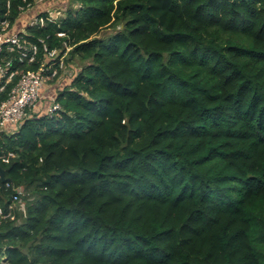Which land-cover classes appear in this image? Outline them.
<instances>
[{
    "label": "trees",
    "instance_id": "1",
    "mask_svg": "<svg viewBox=\"0 0 264 264\" xmlns=\"http://www.w3.org/2000/svg\"><path fill=\"white\" fill-rule=\"evenodd\" d=\"M37 1L0 0L39 50L0 56V104L43 65L77 74L0 132V264H264V0Z\"/></svg>",
    "mask_w": 264,
    "mask_h": 264
},
{
    "label": "built area",
    "instance_id": "2",
    "mask_svg": "<svg viewBox=\"0 0 264 264\" xmlns=\"http://www.w3.org/2000/svg\"><path fill=\"white\" fill-rule=\"evenodd\" d=\"M32 22L30 26L38 23L42 24L44 21L37 19L35 22ZM6 50L8 52H19L21 55L20 62L28 61L29 63L35 62L39 53L38 47L35 46L30 49L24 36L20 33H13L10 28V23L7 20L0 19V56ZM45 52H48L47 48ZM56 55H58L56 51L50 52L48 58L50 61H55L58 57ZM56 65L55 63L43 65L39 71L24 73L21 76L18 83L9 93L8 99L0 104L1 133L8 131H10V133L15 132L22 121L29 117L30 112H35L38 108H41L39 103L44 100V91L48 80L58 75V70L54 69ZM11 68V62H7L6 66L0 63V79L4 81L0 91H3L17 75V72L12 71ZM60 68L64 69L63 63ZM51 70L54 71L51 72ZM60 110V104L52 100L47 112L49 115H52ZM22 195L23 190H20L18 194L14 196V201H19ZM1 213L0 211V214Z\"/></svg>",
    "mask_w": 264,
    "mask_h": 264
},
{
    "label": "rangeland",
    "instance_id": "3",
    "mask_svg": "<svg viewBox=\"0 0 264 264\" xmlns=\"http://www.w3.org/2000/svg\"><path fill=\"white\" fill-rule=\"evenodd\" d=\"M70 8H73V9L79 8L78 2L76 0H38L36 2V4L32 8L29 9V11L33 12V13H37V14L47 13L48 15H50L51 21H58L59 18L66 16L67 11ZM24 17L25 16L20 17V19L15 24V26L12 27L13 31H14V28H16V29L21 28L23 30V32L26 31L28 19L24 18ZM36 20H34L33 22H35ZM23 23H24V25H23ZM112 30L113 29H111L110 31H112ZM56 56H58V55H56ZM62 63L64 66V64H65L64 59L61 60V64ZM66 64L68 65V67L66 69L64 67V72H63L62 76L61 75L59 76L58 82L55 83L54 85L47 83L44 93H51V90H57L58 91V87L64 88L63 83H65V82H67L66 84H68V83L70 84L69 81L71 80V76L75 74V71H73L70 67L71 65L73 66V64H70V63H66ZM75 66L77 67V65H75ZM45 99H47V98H45ZM20 201H21V198L19 199V201L15 202V207H17L18 209H21L22 210L21 213H23L25 211V209L27 208V202L24 199V197L22 198V201L21 202Z\"/></svg>",
    "mask_w": 264,
    "mask_h": 264
},
{
    "label": "water",
    "instance_id": "4",
    "mask_svg": "<svg viewBox=\"0 0 264 264\" xmlns=\"http://www.w3.org/2000/svg\"><path fill=\"white\" fill-rule=\"evenodd\" d=\"M0 179L4 182L8 181L9 179L6 178V171L0 166Z\"/></svg>",
    "mask_w": 264,
    "mask_h": 264
}]
</instances>
